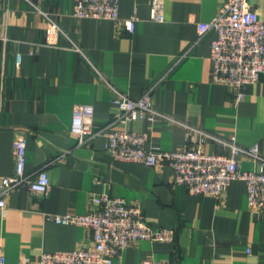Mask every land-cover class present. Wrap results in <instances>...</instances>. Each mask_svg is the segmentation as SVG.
Instances as JSON below:
<instances>
[{
  "label": "crops",
  "instance_id": "crops-1",
  "mask_svg": "<svg viewBox=\"0 0 264 264\" xmlns=\"http://www.w3.org/2000/svg\"><path fill=\"white\" fill-rule=\"evenodd\" d=\"M152 0H121L120 15L138 17L133 33L117 21L72 15L75 0H0V174L15 169L14 141L27 139L26 172L46 169V195L15 189L0 207V255L10 264L24 256L38 264L42 252L72 251L89 243L91 231L57 223L48 215L85 213L96 193L141 205L152 226L173 228L174 242L142 240L114 264H141L146 257L174 264H264V212L249 207L247 184L235 179L219 199L192 194L174 183L169 165L148 166L112 158L106 137L81 145L71 132L75 107H93L94 128L114 122L145 133L149 145L174 150L193 143L187 126L158 119L121 121L114 92L133 98L153 87L152 102L167 115L219 137L236 135L264 153V76L244 87L238 103L225 83L211 80L214 31L199 37L225 0H163L164 20L150 18ZM264 19V0H249ZM61 30L46 41L47 17ZM22 60L17 62V55ZM107 81V82H106ZM222 151L215 141L204 145ZM258 163L241 159V168Z\"/></svg>",
  "mask_w": 264,
  "mask_h": 264
},
{
  "label": "built area",
  "instance_id": "built-area-1",
  "mask_svg": "<svg viewBox=\"0 0 264 264\" xmlns=\"http://www.w3.org/2000/svg\"><path fill=\"white\" fill-rule=\"evenodd\" d=\"M120 1L75 0L72 15L76 18L111 19L133 33L138 17H122ZM45 15L46 41L53 44L61 28L51 16ZM150 18L154 21L164 20L163 0L151 1ZM198 31V39L209 31L215 32L211 42V80L227 84L236 103L243 100L244 87L264 76V19L259 17L249 0H225L211 21L198 23ZM21 60L18 54L17 62ZM107 84L114 92L113 102L121 111V121L147 118L182 124L194 134V141L174 150L153 147L149 145L145 133L116 128L114 122L118 118L105 127L95 129L93 107L78 104L71 132L78 137L79 144H87L96 136L103 135L106 137L105 151L112 158L152 167L169 165L174 170V183L184 185L192 194H206L220 199L231 181L244 180L249 207L264 212V153L257 144L244 146L238 143L234 134L229 138L219 137L167 115L154 106L153 87L140 97L133 98L109 82ZM210 140L217 142L223 150H206L203 145ZM26 150V137H17L14 141V173L0 174L2 208L6 206V196L15 189L26 188L31 195H46L49 191L50 179L46 169H40L35 175L26 172ZM244 157L257 162L258 168L242 169L241 159ZM90 202L93 208L85 213L69 210L63 214L48 215L57 223L77 224L89 229L92 234L90 242L72 251L42 252L38 264H114V259L136 242L151 240L172 243L175 240V229L152 226L138 203H129L123 197L109 193L93 194ZM0 264H10L4 254L0 255ZM19 264H31V260L24 256ZM141 264L174 263L171 259L146 257Z\"/></svg>",
  "mask_w": 264,
  "mask_h": 264
}]
</instances>
